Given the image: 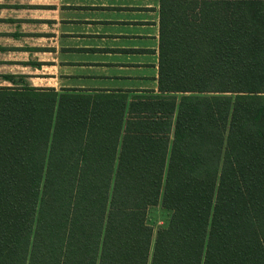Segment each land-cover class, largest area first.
Returning <instances> with one entry per match:
<instances>
[{
	"label": "trees",
	"instance_id": "trees-1",
	"mask_svg": "<svg viewBox=\"0 0 264 264\" xmlns=\"http://www.w3.org/2000/svg\"><path fill=\"white\" fill-rule=\"evenodd\" d=\"M161 23L158 94L6 77L0 264H264V0H168Z\"/></svg>",
	"mask_w": 264,
	"mask_h": 264
},
{
	"label": "crops",
	"instance_id": "crops-1",
	"mask_svg": "<svg viewBox=\"0 0 264 264\" xmlns=\"http://www.w3.org/2000/svg\"><path fill=\"white\" fill-rule=\"evenodd\" d=\"M164 1L0 0V88L158 94Z\"/></svg>",
	"mask_w": 264,
	"mask_h": 264
},
{
	"label": "rangeland",
	"instance_id": "rangeland-1",
	"mask_svg": "<svg viewBox=\"0 0 264 264\" xmlns=\"http://www.w3.org/2000/svg\"><path fill=\"white\" fill-rule=\"evenodd\" d=\"M170 218V212L164 210L161 205L156 207H150L147 209L146 222L153 229V239L150 244V256L148 261L151 262V256L154 249L155 237L159 229L167 226L168 220Z\"/></svg>",
	"mask_w": 264,
	"mask_h": 264
}]
</instances>
